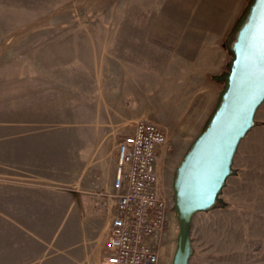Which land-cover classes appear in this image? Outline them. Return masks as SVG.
I'll list each match as a JSON object with an SVG mask.
<instances>
[{"label":"rangeland","instance_id":"obj_1","mask_svg":"<svg viewBox=\"0 0 264 264\" xmlns=\"http://www.w3.org/2000/svg\"><path fill=\"white\" fill-rule=\"evenodd\" d=\"M247 2L226 16L221 47ZM217 4L0 0V264H66L73 241L62 227L86 221L64 217L70 193L94 207L99 229H107L117 143L141 118L166 135L156 160L167 217L159 264L171 263L179 225L174 171L216 103L223 85L216 77L227 71L230 52L223 47L212 74L188 73L173 55L188 21L208 27ZM12 165L19 183L2 186ZM232 170L219 201L192 217L189 264H264V101Z\"/></svg>","mask_w":264,"mask_h":264},{"label":"water","instance_id":"obj_2","mask_svg":"<svg viewBox=\"0 0 264 264\" xmlns=\"http://www.w3.org/2000/svg\"><path fill=\"white\" fill-rule=\"evenodd\" d=\"M233 32L227 71L216 77L223 81L216 103L174 171L179 225L170 264H189L192 217L219 201L238 143L264 101V0H248Z\"/></svg>","mask_w":264,"mask_h":264},{"label":"built area","instance_id":"obj_3","mask_svg":"<svg viewBox=\"0 0 264 264\" xmlns=\"http://www.w3.org/2000/svg\"><path fill=\"white\" fill-rule=\"evenodd\" d=\"M165 143L163 130L143 118L118 141L110 193L113 213L101 264H159L167 217L158 190L156 160Z\"/></svg>","mask_w":264,"mask_h":264},{"label":"crops","instance_id":"obj_4","mask_svg":"<svg viewBox=\"0 0 264 264\" xmlns=\"http://www.w3.org/2000/svg\"><path fill=\"white\" fill-rule=\"evenodd\" d=\"M221 1H223L222 3L227 2L225 7L221 6ZM244 2L245 0H220V5L217 4L214 7L218 13V17L211 20V25H207L208 27H203L201 24H197L198 22L193 23L188 21L186 24L187 28H183L181 30L182 33L177 36L176 41L178 44L173 55L175 65L186 68L188 73L212 74L218 72L223 63L222 54L227 50L225 43L222 44L225 50L220 46L221 37L219 34L227 26L226 16L238 13ZM183 71L185 70L183 69ZM140 114H134V118H138V116H141ZM13 166H11V174H1L5 176L2 179V186H11L13 188L14 184L19 183V179L14 178ZM10 193L12 194L13 191ZM70 194L72 200H74V204L69 205L67 203L65 205L67 212L64 217L79 216L82 220L85 217L86 221L83 220L75 226L62 227V230L63 228L65 230L64 233L68 235L69 240L73 241L72 245L69 243L72 247L66 249V264H100V255L102 249H104V242L107 236L106 230H109V224L107 229L101 231L98 227L99 214L97 210L94 207L89 209L87 204H84L81 195L77 193Z\"/></svg>","mask_w":264,"mask_h":264},{"label":"trees","instance_id":"obj_5","mask_svg":"<svg viewBox=\"0 0 264 264\" xmlns=\"http://www.w3.org/2000/svg\"><path fill=\"white\" fill-rule=\"evenodd\" d=\"M234 35H235V33L231 32L230 36L228 37V39L225 42V47L227 48V50H228V48H229V46L231 44L232 39L234 38Z\"/></svg>","mask_w":264,"mask_h":264}]
</instances>
